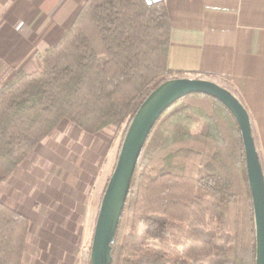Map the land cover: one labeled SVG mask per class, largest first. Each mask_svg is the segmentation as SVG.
<instances>
[{"label":"trees","instance_id":"trees-1","mask_svg":"<svg viewBox=\"0 0 264 264\" xmlns=\"http://www.w3.org/2000/svg\"><path fill=\"white\" fill-rule=\"evenodd\" d=\"M170 46L164 0H86L64 38L41 54L40 68L0 86V186L63 121L89 135L110 131L121 149L141 105L169 80L206 79L244 105L226 78L169 68ZM30 230L28 217L0 201V264H24ZM112 257V264H255L242 134L219 100L187 95L156 123ZM80 264H91L90 252Z\"/></svg>","mask_w":264,"mask_h":264},{"label":"crops","instance_id":"crops-1","mask_svg":"<svg viewBox=\"0 0 264 264\" xmlns=\"http://www.w3.org/2000/svg\"><path fill=\"white\" fill-rule=\"evenodd\" d=\"M164 1L171 23L169 68L228 79L250 115L264 163V0ZM85 2L0 0V86L17 72L37 71L41 54L64 38ZM62 126L54 165L42 163L51 155L52 135L35 149L36 173L31 177L27 169L14 188L3 191L16 197L6 203L32 223L24 264H79L111 173L110 136L101 148L106 131L81 136L73 124ZM27 185L40 188L29 195Z\"/></svg>","mask_w":264,"mask_h":264},{"label":"water","instance_id":"water-1","mask_svg":"<svg viewBox=\"0 0 264 264\" xmlns=\"http://www.w3.org/2000/svg\"><path fill=\"white\" fill-rule=\"evenodd\" d=\"M150 1V0H148ZM191 94L219 100L234 115L242 134L256 232V261L264 264V171L260 162L250 115L227 89L206 79H173L160 85L141 105L130 122L97 216L91 245V264H112V244L130 192L131 182L145 143L162 115Z\"/></svg>","mask_w":264,"mask_h":264},{"label":"rangeland","instance_id":"rangeland-1","mask_svg":"<svg viewBox=\"0 0 264 264\" xmlns=\"http://www.w3.org/2000/svg\"><path fill=\"white\" fill-rule=\"evenodd\" d=\"M39 68H40V64H39ZM66 122H68V121H63L57 128H56V130L54 131V132H52L50 135H49V137H51L52 135H53V138H54V143H49L48 144V150L49 151H51V155H49L48 156V158L49 159H42L43 160V162H42V160H41V162L42 163H44V165H54V160H55V158H56V156H55V144H56V138L57 137H62V135H64V132L65 131H63V124L64 123H66ZM70 123V122H69ZM72 124V123H71ZM74 127V129H76V131L78 132V133H80V135L81 136H84V135H86L85 133H83V131L82 130H80L78 127H76L75 125L73 126ZM106 133V134H105ZM104 134H101L102 135V137H104L103 135H106V137H107V140H101L102 141V144H103V146L101 147V148H104V145L105 144H107V142H108V140H109V136L111 137V141H112V144H111V152H109L110 153V161H111V163H112V167H111V173H110V175H109V177H108V180H107V182L105 183V186H104V189H103V192H102V194H101V198H100V202H99V205H98V208H97V211H96V221H97V216H98V213H99V208H100V205H101V201H102V198H103V195H104V192H105V189H106V187H107V184H108V181H109V179H110V177H111V175H112V173H113V170H114V168H115V165H116V163H117V158H118V154H119V149H120V142H121V138L120 139H118L117 141L115 140L114 141V139H113V133L112 132H110V131H106ZM122 137V136H121ZM52 138V139H53ZM96 138V136H93L91 139H95ZM103 151V149H101L100 150V152H102ZM109 160V156H108V158H107V161ZM107 161H106V163H107ZM39 154H38V152H36L35 153V150H34V152L31 154V156H29V158L26 160V162L23 164V165H21L20 167H19V169L14 173V174H12L7 180H6V182H4L3 184H1V186H0V201H2V202H4L5 204H9V203H6V202H9V201H15V199H16V197H14L13 199H10L8 196H5L4 197V195L6 194H4V190H6V192L9 190V189H12V188H14V183L16 182V180H18L19 178H20V176H21V173H23V172H25L27 169H29V168H31L30 169V173H31V177L34 175L33 173H36V171H34V172H32V167H35V166H37L38 167V165H39ZM40 162V163H41ZM34 163V164H33ZM31 164V165H30ZM36 164V165H35ZM38 172V171H37ZM12 177H14L13 178V180H12V182H11V185H9L10 183H8L9 182V179H12ZM15 179V180H14ZM32 180V178L30 179V181ZM8 185H9V187H8ZM39 186H32V185H27V186H25V191H26V193L27 194H31L33 191L34 192H37V190H39ZM15 196H17V195H15ZM13 208V207H12ZM14 209V208H13ZM16 210V209H15ZM16 211H18V210H16ZM19 212V211H18ZM21 213V212H20ZM27 217V216H26ZM30 220V219H29ZM95 226H96V224H95ZM31 227H32V223H31ZM143 230V229H142ZM30 232H31V230H30ZM30 235V234H29ZM93 235H94V233H93ZM30 238H31V236H30ZM29 238V236H28V239H30ZM92 240H93V236H92V239H91V242H90V244L88 245V247H87V249L86 250H84V251H87V252H90V250H91V245H92ZM31 244V240L28 242V240H27V244ZM29 244H28V247H29ZM26 250H27V246H26ZM29 250V249H28ZM84 251H82V252H84ZM26 253V252H25ZM82 254V253H81ZM80 258H81V255H80ZM80 258H79V264H80ZM24 261H25V259H24Z\"/></svg>","mask_w":264,"mask_h":264}]
</instances>
